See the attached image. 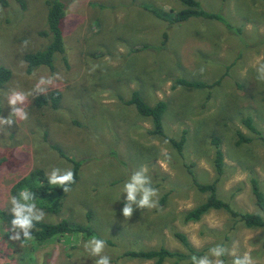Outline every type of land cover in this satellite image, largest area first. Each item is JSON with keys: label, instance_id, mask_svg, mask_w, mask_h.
I'll return each mask as SVG.
<instances>
[{"label": "rangeland", "instance_id": "obj_1", "mask_svg": "<svg viewBox=\"0 0 264 264\" xmlns=\"http://www.w3.org/2000/svg\"><path fill=\"white\" fill-rule=\"evenodd\" d=\"M7 1L0 8V64L12 77L0 89V116L11 114L10 90L33 94L23 106L27 120L13 116V125L0 126V264H94L99 259L84 248L91 238L81 235L40 246L9 239L15 180L35 168L47 176L53 168L71 169L53 146L82 164L60 212H44L43 221L89 223L95 236L106 241L102 255L111 264H153L124 255L133 250L187 253L176 233L211 259L217 245L225 246L224 264L246 253L254 264H264L260 229L246 228L216 210L197 222L184 220L187 211L206 200L193 177L200 183L217 177L215 137L224 163L218 196L237 211H258L250 179L256 178L264 193V80L256 72L264 63V1L198 0L206 11L239 28L237 35L215 20L171 24L151 12L174 14L183 8L177 0H64L65 59L56 56L52 71L39 67L31 74L24 56L46 43L40 33L46 29L47 0ZM49 77L53 83L42 94L59 91L57 109L34 103L39 80ZM176 78L217 84L210 90L172 88ZM133 91L150 106L166 103L165 134L178 140L186 133L181 155L168 140L150 135V119L125 104ZM247 118L260 134L247 128ZM237 132L250 141L238 145ZM141 166L158 190V203L151 209L134 205L127 218L122 214L124 184ZM185 263L167 259L163 264Z\"/></svg>", "mask_w": 264, "mask_h": 264}, {"label": "trees", "instance_id": "obj_2", "mask_svg": "<svg viewBox=\"0 0 264 264\" xmlns=\"http://www.w3.org/2000/svg\"><path fill=\"white\" fill-rule=\"evenodd\" d=\"M20 1V0H19ZM182 9L172 13L169 17V13H161L155 9H151V12L156 15L157 18L165 20L171 24L182 23L190 18H202L208 20H215L221 23L228 31L234 32L237 35L240 33L239 28H235L227 22L224 16L218 13H212L206 11L198 0H177ZM264 1V0H262ZM7 0H0V8L7 7ZM46 29L40 33V35L46 39L44 46L35 52H29L25 54L24 61L26 63V72L28 74L33 73L39 67H46L49 70L54 69V59L56 56H62L65 59V47L63 40L62 24L65 22L67 5L64 0H47L46 1ZM161 13V14H160ZM166 39V35H164ZM165 41L162 42L164 45ZM145 48V47H144ZM12 77L10 69L0 64V89L4 87ZM217 82L213 84H206L202 81H187L185 79L176 78L172 88L176 86L193 88V89H212ZM209 96H207L208 99ZM62 100V95L59 91H51L47 95L40 94L35 97L34 103L38 108L44 106H50L52 109H57ZM126 105H133L136 108L137 113L144 118H148L151 121L152 129L149 134L159 138L168 140L170 145L177 151L179 155L182 154L183 146L185 143V132L183 131L181 137L176 140L168 137L163 129V116L166 111V103L164 101H158L156 104L150 106L141 97L138 91H133L130 98L125 101ZM1 115V107H0ZM245 125L249 130L256 134H260L254 125L251 118L244 120ZM238 141L237 144L249 142L250 139L246 138L242 133L237 132ZM264 143L263 137H260ZM212 144L215 149V156L213 159L214 170L216 172V179L211 183H200L193 177V183L197 191L206 195V200L193 209L187 211L184 214V220L186 221H199L204 215L208 214L212 210L224 211L232 219L242 223L246 228L260 229L262 231V245L264 246V193L261 191L256 178L250 179L251 192L254 196L255 206L257 212H240L231 207L228 202H225L218 196V181L223 175V152L220 146V139L213 138ZM53 148L60 154L62 158L71 163V170L75 174V183L70 185V191L76 186L80 178V168L82 162L79 160L71 159L57 146ZM191 175H193L190 172ZM27 188L35 195V203L38 209H41L45 213L58 214L63 206V203L70 193L64 192L59 185H51L48 183V176L42 169L35 168L30 170L27 174L20 176L15 180L10 188V196H17L21 189ZM90 218V216L88 217ZM13 219V217H12ZM81 235L83 238L96 237L94 231L87 224L73 223L67 219H62L57 222L40 221L34 224L32 229V239L24 240L21 238L19 242L22 244L43 245L44 243L67 235ZM176 238L186 248L187 253L178 251H170L165 248L158 250H138L125 252L126 257L140 260H152L153 264H163L167 259H174L175 262L186 261L185 264H192L191 257H202V252L196 250L191 246L185 235L176 233Z\"/></svg>", "mask_w": 264, "mask_h": 264}, {"label": "clouds", "instance_id": "obj_3", "mask_svg": "<svg viewBox=\"0 0 264 264\" xmlns=\"http://www.w3.org/2000/svg\"><path fill=\"white\" fill-rule=\"evenodd\" d=\"M26 43V42H25ZM257 78L264 80V63H260L257 68ZM59 78V77H56ZM53 83V78L47 79L41 78L35 88L36 94H42L47 91V85ZM33 93H26L20 90H10L8 96V104L12 111L8 118L0 116V126H11L14 121L13 116L20 120H27L28 113L23 107L30 95ZM148 169L146 166L135 171L128 181L124 184V193H126V202L122 209L124 217L131 218L134 212V205L136 208H155L157 206L159 193L156 188L152 186V178L147 175ZM48 183L51 185H59L64 192L70 191V185L75 183V174L69 169L53 168L48 173ZM11 215V228L9 231L12 233L9 239L12 241H19L21 238L24 240L32 239V229L35 223L43 220L44 212L37 208L35 203V195L27 188L21 189L17 196L10 198ZM86 251H89L92 256H97L99 259L95 260L94 264H111V258L107 255H102L106 248V241L92 237L87 243L84 244ZM225 254H228V249L223 245H217L212 251L211 256L215 259H211L209 255L202 257L192 256V264H224V261L220 259ZM232 264H254L252 257L249 254H245L240 257L237 256L232 260Z\"/></svg>", "mask_w": 264, "mask_h": 264}]
</instances>
